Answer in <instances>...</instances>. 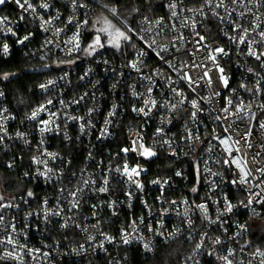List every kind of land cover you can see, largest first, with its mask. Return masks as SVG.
Here are the masks:
<instances>
[{"label": "built area", "instance_id": "1", "mask_svg": "<svg viewBox=\"0 0 264 264\" xmlns=\"http://www.w3.org/2000/svg\"><path fill=\"white\" fill-rule=\"evenodd\" d=\"M132 1L138 8L140 3L148 6L154 14L138 18L135 26H127L133 30L127 33L131 40L122 42L120 50L104 48L92 56L86 55L82 49L91 42H87V37L97 12L109 10L107 0H77V5L86 4L87 8H74L73 0H30L37 9L36 13L24 12L14 0H7L0 7V20H4L0 24L3 29L0 31V58L8 59L18 49L26 60H40L42 70L52 73L36 86V94L41 98L39 104L23 116H19L9 104L5 81L10 75L7 79L0 78V93H3L0 95V136H3L0 165L9 172H16L24 185L11 196L0 192L3 197L0 204L13 205L0 209L4 218L0 224V239L11 234L16 240V254L21 257L0 260V264H125L124 249L135 248L143 258H152L162 246L173 242L182 245L181 258L179 262L167 264H225L217 257L228 255L229 249L234 253L229 256L233 264H261L264 260L256 254L257 248L252 247L250 228L253 222L264 219V203L254 200L249 207L241 205V201L247 203L250 191H260L255 185L264 180V176L255 171L257 167H264V130L259 128V122L264 121V109L260 108L264 104V68L260 67L259 61L244 54L246 46L241 45L238 49L228 39L236 35L230 20L245 28L260 23L264 29V16L260 21L248 14L240 18L239 13L245 11L247 0L239 4L224 0V6L220 8H215L219 0H213L211 6H205V0H183L182 4L175 0L177 18L171 17L168 7L174 0ZM45 2L50 5L47 10L40 7ZM202 6L204 15L187 11ZM181 8L185 10L180 11ZM213 10L219 16L232 15L221 21L213 15ZM253 12L264 14V7L253 8ZM57 15L59 18L53 20L52 25H45L49 31H44L41 27L43 21ZM69 17L73 18L72 24L68 23ZM185 18H189V26L181 27ZM85 19L88 25L80 30L81 50L69 54L72 45L65 44V41ZM157 20H161L159 26L155 24ZM193 21L196 22L195 31L206 37L204 44L212 48L223 47L229 53L226 57H219V63L229 77L230 89L235 92L221 88L217 82V70L211 61L205 59L208 48L195 51L197 37L191 28ZM8 28L16 35L7 33ZM58 28L63 31L56 36L54 32ZM181 34L183 41L175 40ZM24 36L30 38L23 44L18 43ZM141 36L144 40L139 38ZM252 36L259 39L255 33ZM48 39L54 43L46 45ZM153 39L157 51L167 46L168 50L162 55L175 68L188 64L183 71L194 80L202 76L206 68H211L212 86L209 87L205 79L199 80L198 86L189 87L188 82L180 78L181 73L169 68L146 46V42L151 43ZM4 43L9 45L7 55L2 52ZM255 47L257 51H264L258 45ZM141 51L147 53L142 58L138 56ZM137 60H142L139 73L128 66ZM193 62L202 63L206 68H193ZM249 68L253 72H248ZM146 76H151V81L143 79ZM257 80L262 92L254 95ZM49 81L53 83L49 84ZM241 83L253 91L241 88ZM149 87L152 88L151 99L156 100L157 105L145 116L134 112L133 108L145 107ZM173 88L182 92L183 97L177 96ZM217 89L221 91L220 96L213 95ZM133 91L141 95L133 96ZM182 98L183 104L169 110L171 104ZM228 98L234 105L241 101L246 105L251 103L255 119L250 120L247 116L238 119L233 115L217 121V115H224L221 109L227 106ZM48 100L53 103L48 104ZM192 100L197 101L201 110L195 122L191 119V113L196 111L191 106ZM165 101L168 106H162ZM41 105L46 111L40 112L36 120H30L28 117ZM90 109L93 110L91 114ZM109 113L114 114L110 116ZM42 120H50L48 126L53 131L42 135L40 128L44 125L39 123ZM106 120L110 121L107 125ZM81 124L85 125L83 132ZM229 126V133H225V127ZM105 127L108 134L102 136ZM249 128L251 136L248 139L252 146L248 148L242 141L239 145L241 153L233 149V155L247 161V168L252 170L255 178L250 176L249 183L233 185L231 181L239 179L234 175L238 169L234 165H224L223 146L213 137L230 134L233 139H238ZM157 129H162L159 135ZM189 131L200 139H187ZM17 133L23 134L22 137ZM137 136L143 138L146 147L153 148L154 157L145 159L138 152L125 154L121 151L131 148V142ZM165 140L169 141L171 148L164 144ZM209 147H212L211 152L207 151ZM47 152L57 154L56 158L45 155ZM34 158L47 161V166L53 169L48 174L51 180L39 175L45 171V166L35 163ZM125 163L145 169L139 177H134L143 185L142 189L122 174ZM118 168L121 171H116ZM177 172L181 175L177 176ZM105 179L108 181L107 191L99 192ZM85 180L89 181L87 185L83 183ZM153 181L161 183L154 184ZM194 187L197 189L195 193L192 192ZM260 187L264 188V184ZM77 189L83 191L77 192ZM29 191L33 193L31 197ZM71 192H77V196L73 198ZM225 197L234 207L231 213L220 216L226 207ZM74 199L78 201L76 208H72ZM199 204L207 206V220L196 207ZM65 223L67 227H62ZM240 225H244L247 231H242ZM11 226L16 232H12ZM125 234L130 241L127 244L123 242ZM105 237H111V242ZM202 237V247L197 250L196 245L201 243ZM216 238L221 241L219 244L214 243ZM101 243L103 247H100ZM145 243L151 250L145 249ZM21 245L24 247L20 248ZM12 248L13 245H0V255ZM27 249L39 251L30 255Z\"/></svg>", "mask_w": 264, "mask_h": 264}, {"label": "snow or ice", "instance_id": "2", "mask_svg": "<svg viewBox=\"0 0 264 264\" xmlns=\"http://www.w3.org/2000/svg\"><path fill=\"white\" fill-rule=\"evenodd\" d=\"M14 2L19 6V8H21L24 12H28L29 10L32 13H36L37 9L36 7H34L32 5V3L30 2V0H14ZM181 4L183 3V0H180ZM243 0H232V3L234 4H239L242 3ZM6 3V0H0V5H3ZM213 4V0H205V6H211ZM81 7V8H87L86 4H79L77 5V0H73V7ZM224 6V0H219V3L215 4V8H220ZM40 7L47 10L50 5L45 2L40 4ZM169 9L171 10V17L172 18H177L178 17V12L176 11L178 4L175 2H172L168 5ZM261 7H264V0H247V5L245 6V11L244 12H240L239 13V17L243 18L246 14L248 15H252L254 17L255 21H260L262 16H264V14H260L257 15L256 13L253 12V8H256L257 10ZM184 8H181L180 11H184ZM111 13L113 15L117 14V9L115 7L110 9ZM133 11L138 12L139 9H134ZM187 11L189 12H198L200 15H204L203 12V6L201 7V9H187ZM227 11V10H226ZM235 11V10H233ZM213 15L217 16L221 21H224L225 19H227L228 17H230L232 14L228 13L227 17L226 16H219V14L217 12H215L213 10ZM59 16L57 15L56 17H53L52 19H48V20H44L43 23L41 24V27L44 29V31H49L48 27H45V25H52L53 20L58 19ZM6 19V18H5ZM21 20L24 19V16L21 15L20 17ZM41 19H43L41 17ZM145 22H147V17L144 18ZM188 20L189 18H185V20L182 22L181 27H187L188 25ZM230 23L233 24V28L232 31L236 33V35L234 36H229L228 39L230 41H232L233 43L236 44L237 48L239 49L241 45H244L247 47V52L244 53L247 56L253 57L256 61L260 62V67L264 68V51H257V48L255 46H260L261 48H264V29H261V24L260 23H253V26L251 28H245L243 27L242 24L240 23H236L235 20H230ZM4 23V20H0V24ZM68 23L72 24L73 23V18L69 17L68 18ZM95 23H101V21L98 19ZM155 24L157 26H159L161 24V20H157L155 21ZM86 25H88V20L85 19L83 20L81 23L77 24V31L68 39L65 41V44L68 45H72L71 48L68 49L69 54H71L74 51H79L81 50V29L84 28ZM103 25L102 27L96 28L95 24L93 25V29L95 31V35L93 37V40L91 43H89L86 47H84L82 50L86 53V55L88 56H92L94 55L99 49L104 48L105 46H111L117 50H120L122 47V42H130L131 37L126 34V32L121 31L119 28H115V26L108 21L106 18L103 19ZM191 28L194 32L195 37H197V39L194 40V44L197 46L195 51H200V49L202 47H207L208 48V53L207 56L205 57V59L209 60L212 62V65L214 66V68L217 70V82L219 83V85L221 86V88L223 89H230V85H229V77L225 72V69L220 65L219 63V57H226L229 55V53L220 46H217L215 48H212L211 46H208L206 44H204L203 42L206 40V37L200 35L198 32L195 31L196 29V22L193 21L191 24ZM173 30H175V26L173 25ZM0 31H3L2 28H0ZM63 29H56L54 32V35L58 36L60 32H62ZM128 31H133L132 29H128ZM7 33H10L11 35L15 36L16 33L11 29L8 28L7 29ZM6 33V34H7ZM255 33L256 36L259 37V39H255L253 38L252 34ZM226 36L228 35L227 32L224 33ZM102 35L103 37H105V39L102 40ZM30 37L29 36H24L23 39H19L17 42L20 44H23L25 41H27ZM141 40H144V37L141 36L139 37ZM184 37L181 34L180 36L176 37L175 40H179V41H183ZM54 41L51 39H48L45 41V44H53ZM156 44V40L153 39L151 41V43H147L146 42V46L151 49L153 52H155V55L165 64L168 65L169 68H172L173 71H177L179 73H181L180 78L184 79L188 82L189 87H192L193 84H196L198 86V82L199 80H205L207 81V85L209 87L212 86L213 83V78L210 75V72L212 71L211 68H206V66L202 63L198 64L193 62V64L191 65V67L195 68V67H200V68H206V70L203 72V75L198 77L196 80L193 79V77L186 71H183L184 68L189 67L188 64H183L182 67L180 69H177L173 66V64L168 61L164 55H162L163 52H166L167 46L161 47L159 51H157L153 45ZM58 46V45H57ZM173 47H175V42H173ZM177 51H179L180 49L177 48ZM2 52L7 55L9 53V45L7 43H4L2 46ZM147 53L141 51L138 53L139 57H143L145 56ZM74 62V61H73ZM105 63H107V61H105ZM142 64V60H137V61H133L130 62V64L128 66H130L132 69H134L137 73H139L141 71V67L140 65ZM248 72H253V70L251 68L248 69ZM156 74L159 75V71H156ZM8 78V74H5L3 79H7ZM143 79H146L148 81H151V76H146L143 77ZM49 84H52L53 81H49ZM260 83L259 80H257V87L255 89V93L254 95L260 94L262 92V89L258 86ZM115 87V85L113 86ZM241 88H245L247 91L252 92V89H249L246 87L245 84L241 83L240 85ZM41 88H46V85H41ZM193 91H195V89H192ZM172 91L177 95V96H181L183 97V93L180 91H177L175 88L172 89ZM230 91L235 92V89H230ZM147 92L149 94V99L144 101L145 107L147 108V111H145V107L142 108H133L134 112L137 113H142L145 116H148L150 114V112L152 111L153 108L156 107L157 105V101L154 99H151V92H152V88L149 87L147 89ZM0 95H3V93H0ZM133 96H138L141 94L136 93L135 91H133L132 93ZM213 95L215 96H220L221 95V91L219 89H217ZM81 99H83V97H81ZM48 104H52L53 101L52 100H48L47 102ZM61 103L63 104L64 102L61 101ZM77 103H79V101H77ZM184 103V99L182 98L181 100L177 101V103L171 104L169 110H175L178 104H183ZM226 105L225 107H223L221 109V112L224 115H217L215 117V119L217 121H221V120H227L229 117L235 115L238 119H243L245 116H247L250 120L251 119H255L256 114L254 112H251V107L252 104H244L243 101H241L239 103V105H234L233 100L231 98H228L226 101ZM162 106H168L167 102H164V105ZM191 106L193 109H196V111H193L191 113V119L195 122L197 119V114L198 112H200V108L198 106V103L196 100H192L191 101ZM235 108V111L233 112L232 109ZM261 109H264V104L260 105ZM6 111V110H5ZM46 111V107L44 105H41L39 108H37L36 110H34L31 115L28 117L30 120H36L39 113ZM93 110H89V114H91ZM241 113H243L244 115L241 116ZM114 113H109V115H113ZM51 115L55 116L56 113H52ZM71 119H77L76 117H72ZM40 124L44 125L43 127L40 128V132L43 135V133L45 132H51L53 131V129L51 127H49L48 125L51 123L50 120H42L39 121ZM110 121L106 120L105 121V125L109 124ZM85 125L81 124L80 125V129L81 132L84 131ZM229 127H225L224 131L225 133H229ZM259 128L261 130H264V121H260L259 122ZM162 132V129H157V134L159 135ZM107 133V127L104 128V130L102 131V136H106ZM18 136H21L23 134L21 133H17ZM251 136V128H249L242 136H240L238 139H233L232 135H226V136H214L213 139L217 140L218 143L220 145L223 146V151L226 154L225 159L223 160V163L225 166L231 167V166H235L236 169H238V173H234V175H238L239 179H233L231 181V183L233 185H244L249 183L248 181V177L253 176V172L251 169L247 168V161L243 160L241 158H237L236 156L233 155V149L235 150L236 153H241L242 149L241 147H239V145H241V142L243 141L244 145L248 148H250L252 145L249 142V137ZM100 137H98L99 139ZM187 139L192 140H199V136H195L193 137L191 131L188 132L187 134ZM3 140V136H0V141ZM143 138L140 136H137L136 139L132 140V146L131 148H123L121 149V151L125 154L129 153V152H138V154L145 158V159H150L152 157H154L156 155V152L153 150V148L151 147H146L145 144L142 142ZM41 143H43V141H41ZM164 144H168L169 147L171 148V144L169 143L168 140L164 141ZM264 147V146H262ZM207 151L211 152L212 151V147H209L207 149ZM173 155H175V152L172 153ZM45 155L55 159L56 155L55 153H51V152H47L45 153ZM257 155H259V153H257ZM34 162L37 164H43L45 166V171L43 172H39V175L41 176H45L47 179L51 180L52 177L49 176V173L53 172V169L47 166V161L46 160H40L39 158H34ZM217 163H219L220 161H216ZM253 162L255 163V157L253 158ZM9 167H11V165H9ZM116 171H121V169H116ZM142 171H145V169L139 167V166H135V167H130L127 163H125L123 165V170H122V174L125 175L128 179L129 182L134 183L136 185V187L138 189H142L143 185L136 179H134V177H139L140 173ZM256 172L260 173L262 176H264V167H257L255 169ZM197 172L199 173V166H197ZM177 176L181 175L180 172L176 173ZM213 175H215V173H213ZM84 185H87L89 183V181L85 180L83 181ZM94 183V181H93ZM104 186L99 188V192H106L107 191V184L108 181L107 179H105L103 181ZM154 184H160V181H153ZM165 183H167L165 181ZM260 184H264V180H261ZM260 184L255 185V187L260 188V191L258 192H249V197L247 200V203H245L244 201H241V205L244 207H249L253 201L255 200L256 203H264V188L260 187ZM161 187H163V185H161ZM62 191V190H61ZM83 191V189H77V192H81ZM197 189L194 187L192 189V192H196ZM77 192H71L70 195L75 198L77 196ZM33 195V193L31 191L28 192V196L31 197ZM131 195V194H129ZM257 197H259L260 199H256ZM3 200V197L0 196V201ZM225 202H226V207L224 209L223 213H220L219 215L222 216L225 213H231L233 210V205L231 203L227 202V197H225ZM47 203V201H45V204ZM173 204H175L176 202L173 201ZM184 203H187V201H184ZM78 206V201H73L72 203V208H76ZM112 205H109V207H111ZM5 207H13V205L11 203H7V204H0V209L5 208ZM95 207V206H93ZM196 207L204 213V218L207 220L208 216H207V212H208V208L205 204H199L196 205ZM57 215H59V213H56ZM187 214V213H185ZM31 215V213L29 214ZM45 219H47V213L45 214ZM217 219L219 220V216L217 217ZM3 216L0 215V224H3ZM217 221H210V223H216ZM191 220H189V224H191ZM62 227H67V223H65L64 225H61ZM96 225H93V227H95ZM163 225L161 224V227ZM242 231L246 232L247 228L244 225H240L239 226ZM11 230L12 232H16V229L14 226H11ZM240 233H237V235H239ZM205 235H207L205 233ZM89 239H93L92 237H89ZM105 239L108 242H111L112 238L111 237H105ZM123 242L125 244L129 243V239L127 234L124 235L123 238ZM221 241L219 240V238H216V240L214 241V243L219 244ZM202 243H203V237L201 238V243H198L196 245V249L199 250L202 247ZM13 245L12 250H5V252L3 253V255H0V260H4V259H21V257H19L16 254V240L15 238L11 235V234H7L5 236L4 239H0V245ZM24 246L21 245L20 248H23ZM100 247H103V243L100 244ZM145 249L147 250H151L149 245L147 243L144 244ZM28 253L31 255L34 251H39V250H33V249H27ZM234 253L232 252L231 249H229V253L228 255H224V256H220L217 257L220 260H223L225 262V264H233V261L231 259H229V256L233 255ZM257 255L264 257V251H260L259 249H257L256 252ZM44 255L46 256L47 253H44ZM211 255V253H210ZM261 264H264V260L261 261Z\"/></svg>", "mask_w": 264, "mask_h": 264}, {"label": "trees", "instance_id": "3", "mask_svg": "<svg viewBox=\"0 0 264 264\" xmlns=\"http://www.w3.org/2000/svg\"><path fill=\"white\" fill-rule=\"evenodd\" d=\"M107 4L110 8L116 5L117 9L122 6L126 14L132 15L133 26H135L138 18L154 14L148 6L140 3L138 8L137 4L132 0H107ZM134 9H139V11H133ZM97 14L99 13L97 12ZM91 38V33H89L87 37L88 43ZM42 64L43 62L40 60H26L22 51L18 49H15L8 59L0 58V78L5 74L10 75L5 81L8 100L10 107L19 116L25 115L39 104L41 98L36 94V86L44 79L52 76L49 71L42 70ZM22 188H24V185L19 181L18 174L9 172L0 165V192L11 196L18 193ZM251 238L253 240L252 247L264 251V235L261 236L251 232ZM181 246L178 242L166 244L152 258H143L137 249L127 248L123 250L126 257L125 264H167L179 262L182 253Z\"/></svg>", "mask_w": 264, "mask_h": 264}, {"label": "rangeland", "instance_id": "4", "mask_svg": "<svg viewBox=\"0 0 264 264\" xmlns=\"http://www.w3.org/2000/svg\"><path fill=\"white\" fill-rule=\"evenodd\" d=\"M6 2H7V0H6ZM4 5L5 4L0 5V7H2ZM113 7H115L117 9L116 5H114ZM113 7H111V8H113ZM111 8L109 7V10H107V12H100L94 18V21L92 22L91 29H90V33H91V36H92L91 42L93 40L94 35L96 34L94 29H93V25L95 24L96 28L104 26L103 25V19L104 18H106L108 21H110L115 26V28H119L121 31L126 32V34L128 33V30H127L128 27L127 26H133V22H132V18H131L132 15L126 14L125 10L122 8V6L120 7V9H117V14L116 15H113L111 13V11H110ZM98 19L101 21V23H95ZM103 39H105V37H103V35H102V40ZM104 48L114 49L111 46H105ZM104 48H102V49H104ZM102 49H99L98 51H100ZM250 228H251L252 232H255V233L263 236L264 235V219L253 222L250 225Z\"/></svg>", "mask_w": 264, "mask_h": 264}]
</instances>
